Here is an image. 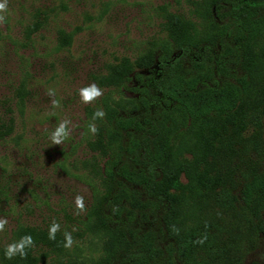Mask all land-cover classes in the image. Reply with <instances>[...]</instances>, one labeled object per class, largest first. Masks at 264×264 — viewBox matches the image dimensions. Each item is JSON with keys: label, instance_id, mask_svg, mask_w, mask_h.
<instances>
[{"label": "trees", "instance_id": "16d2710c", "mask_svg": "<svg viewBox=\"0 0 264 264\" xmlns=\"http://www.w3.org/2000/svg\"><path fill=\"white\" fill-rule=\"evenodd\" d=\"M196 5L197 20L168 12L165 38L101 80L118 87L147 71L149 88L138 102L104 97L93 117L84 226L101 256L91 264H245L264 249V0ZM25 235L26 258L8 259L4 246L0 264H49L47 253L69 249L64 232L50 240L25 226L9 245Z\"/></svg>", "mask_w": 264, "mask_h": 264}, {"label": "rangeland", "instance_id": "374dc122", "mask_svg": "<svg viewBox=\"0 0 264 264\" xmlns=\"http://www.w3.org/2000/svg\"><path fill=\"white\" fill-rule=\"evenodd\" d=\"M200 1L7 0V11L0 13L5 16L0 24V218L8 224L0 232V248L9 245L18 226L48 230L55 222L74 242L60 261L47 253L49 264L99 259L100 240L84 226L95 187L89 126L104 97L138 102L149 88L147 71L131 72L118 87L107 88L101 80L121 58L132 62L165 38L168 12L197 20ZM61 33L70 35L68 45L59 41ZM92 83L103 95L86 104L79 92ZM64 119L71 121L70 135L53 145L51 133ZM10 123L12 130L5 133L1 125ZM77 195L84 197L83 211L76 207ZM105 214L113 218L107 207ZM245 264H264V249Z\"/></svg>", "mask_w": 264, "mask_h": 264}, {"label": "clouds", "instance_id": "9594fccd", "mask_svg": "<svg viewBox=\"0 0 264 264\" xmlns=\"http://www.w3.org/2000/svg\"><path fill=\"white\" fill-rule=\"evenodd\" d=\"M7 11V0H0V13H5ZM5 22V16L0 14V24ZM48 95L50 97L54 96V91H49ZM81 101L84 103H92L95 100H97L99 97L103 95V90L95 83H92L90 85H87L80 89L79 92ZM52 104L54 106H59L58 102L55 100H52ZM104 116V113L102 110H97L94 113V119L95 118H102ZM71 121L68 119L62 120L52 131L50 139L52 141L53 145H61L70 135V125ZM90 131L95 134L98 130L95 127L94 124L90 125ZM75 204L78 210L83 211L85 208L84 204V197L81 195H77L75 197ZM8 224V220L6 218H0V232H3L6 225ZM59 224L53 222V224L49 228V239L55 240L56 233L59 231ZM73 239L71 237L70 233H65V243L64 247L70 248L73 244ZM201 243L203 241H200ZM34 245V240L31 235H25L21 238L19 242L12 243L7 246L5 250V256L8 259H12L13 257L19 255L21 258H26L27 251L26 249L29 247H32Z\"/></svg>", "mask_w": 264, "mask_h": 264}]
</instances>
